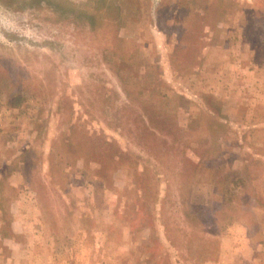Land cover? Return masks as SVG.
<instances>
[{"label":"rangeland","instance_id":"1","mask_svg":"<svg viewBox=\"0 0 264 264\" xmlns=\"http://www.w3.org/2000/svg\"><path fill=\"white\" fill-rule=\"evenodd\" d=\"M0 264H264V0H0Z\"/></svg>","mask_w":264,"mask_h":264},{"label":"trees","instance_id":"2","mask_svg":"<svg viewBox=\"0 0 264 264\" xmlns=\"http://www.w3.org/2000/svg\"><path fill=\"white\" fill-rule=\"evenodd\" d=\"M192 212V211H191ZM194 212V211H193ZM203 214H204V212H202ZM194 214H195V212H194ZM204 215H206V214H204Z\"/></svg>","mask_w":264,"mask_h":264}]
</instances>
